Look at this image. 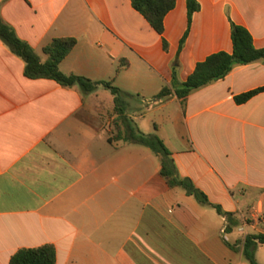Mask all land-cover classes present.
Here are the masks:
<instances>
[{"label": "crops", "instance_id": "obj_1", "mask_svg": "<svg viewBox=\"0 0 264 264\" xmlns=\"http://www.w3.org/2000/svg\"><path fill=\"white\" fill-rule=\"evenodd\" d=\"M176 0L158 34L131 0H0V18L42 62L55 38L73 37L67 75L112 81L92 92L31 79L0 38V264L53 245L57 264H251L247 236L264 234V59L236 65L194 90L197 64L233 52L232 23L264 48V0ZM163 38L167 42L164 47ZM163 88L172 94L156 100ZM156 134L178 176L211 205L162 176V156L127 141ZM228 214H232L231 220ZM264 264V245L255 251Z\"/></svg>", "mask_w": 264, "mask_h": 264}, {"label": "trees", "instance_id": "obj_2", "mask_svg": "<svg viewBox=\"0 0 264 264\" xmlns=\"http://www.w3.org/2000/svg\"><path fill=\"white\" fill-rule=\"evenodd\" d=\"M135 10L141 13L151 27L160 35L165 32V17L176 6V0H131ZM188 16L191 21L195 12L200 10L198 0H187ZM0 38L11 48V50L22 57L26 62L25 75L31 79H53L62 86L72 87L79 85L85 92L94 91L102 84L111 90L115 96V102L120 103L125 97L132 95L124 93L114 85L112 81L94 82L86 77L78 75H67L60 70L61 62L69 55L75 47L77 40L73 37L55 38L43 49L48 56L42 62L31 46L17 37L14 31L3 23L0 18ZM233 52H218L208 56L204 61L199 62L194 72L187 81L181 85H173L174 93L184 103L188 96L194 91L207 84L225 78L236 65L250 64L264 59V48L257 49L253 44V37L248 29L241 25L232 23ZM164 47L167 42L163 38ZM264 91V87L252 90L236 97L238 103H244L253 96ZM172 94L170 88H163L155 97L161 100ZM127 141L147 146L153 152L162 156L161 174L167 183L172 186L183 187L190 195L203 205H211L207 195L198 189L190 179H182L178 176L176 166L168 148L156 134H144L135 132L131 125H128L126 132ZM222 213L221 209L214 206ZM231 220L232 214H228ZM259 245H264V234L247 236L244 244V256L251 264H259L255 257V251ZM10 264H57V253L53 245H44L38 248H24L14 254Z\"/></svg>", "mask_w": 264, "mask_h": 264}]
</instances>
